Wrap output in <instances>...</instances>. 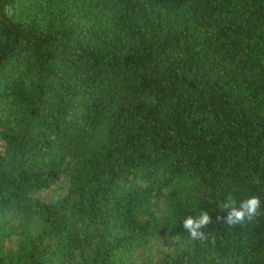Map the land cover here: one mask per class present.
Wrapping results in <instances>:
<instances>
[{
  "label": "trees",
  "instance_id": "16d2710c",
  "mask_svg": "<svg viewBox=\"0 0 264 264\" xmlns=\"http://www.w3.org/2000/svg\"><path fill=\"white\" fill-rule=\"evenodd\" d=\"M0 264H264V0H0Z\"/></svg>",
  "mask_w": 264,
  "mask_h": 264
},
{
  "label": "clouds",
  "instance_id": "9594fccd",
  "mask_svg": "<svg viewBox=\"0 0 264 264\" xmlns=\"http://www.w3.org/2000/svg\"><path fill=\"white\" fill-rule=\"evenodd\" d=\"M262 200L258 195H250L246 199L237 202L231 195L227 196L222 204V209H226V216L223 217V222L229 226L243 224L246 221L252 220L261 211ZM217 220L221 217L217 216ZM210 223H213L212 216L203 209L195 216L188 215L182 218V227L194 242H205L208 237L203 229Z\"/></svg>",
  "mask_w": 264,
  "mask_h": 264
},
{
  "label": "rangeland",
  "instance_id": "374dc122",
  "mask_svg": "<svg viewBox=\"0 0 264 264\" xmlns=\"http://www.w3.org/2000/svg\"><path fill=\"white\" fill-rule=\"evenodd\" d=\"M62 189H63V185H56L54 188H52L51 192L42 193L41 197L48 200L50 198H53L55 195H57Z\"/></svg>",
  "mask_w": 264,
  "mask_h": 264
}]
</instances>
